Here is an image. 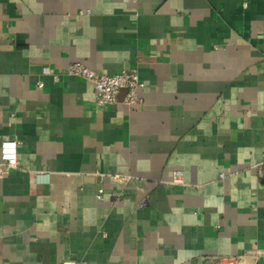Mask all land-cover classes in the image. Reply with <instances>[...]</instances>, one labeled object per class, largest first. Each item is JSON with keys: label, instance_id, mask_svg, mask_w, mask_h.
<instances>
[{"label": "crops", "instance_id": "crops-1", "mask_svg": "<svg viewBox=\"0 0 264 264\" xmlns=\"http://www.w3.org/2000/svg\"><path fill=\"white\" fill-rule=\"evenodd\" d=\"M6 139L0 264H264V0H0Z\"/></svg>", "mask_w": 264, "mask_h": 264}, {"label": "built area", "instance_id": "built-area-1", "mask_svg": "<svg viewBox=\"0 0 264 264\" xmlns=\"http://www.w3.org/2000/svg\"><path fill=\"white\" fill-rule=\"evenodd\" d=\"M44 71L45 73H51L49 68H45ZM67 74L82 77L94 84L98 107H106L116 103L118 94L122 89L127 90L124 97V102L127 105H135L142 101L139 96V90L145 87V83L141 80L137 70H127L117 74H104L93 70L83 62H72L67 68ZM54 79L58 81L59 76L54 74ZM38 85L43 86L42 82H38ZM17 167H19L17 140H3L0 145V178L4 176L6 168ZM42 175L45 179L48 176V172H42ZM182 177L183 171L176 170L173 181L182 183ZM227 260L232 261V264H247L243 256L224 258L211 264H226L225 261Z\"/></svg>", "mask_w": 264, "mask_h": 264}]
</instances>
